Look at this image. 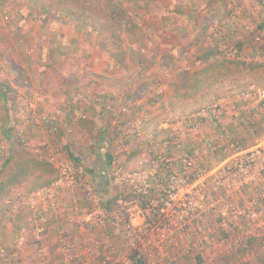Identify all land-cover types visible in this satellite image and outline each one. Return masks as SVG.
<instances>
[{"label": "rangeland", "instance_id": "rangeland-1", "mask_svg": "<svg viewBox=\"0 0 264 264\" xmlns=\"http://www.w3.org/2000/svg\"><path fill=\"white\" fill-rule=\"evenodd\" d=\"M48 1L52 0H0V84L5 91L4 96L0 93V227L6 221L13 230L10 245L3 242L0 234V264H26L23 256L27 237L35 248L28 202L37 191L55 187L61 175L56 160L50 156L52 148L57 150L58 160L70 159L84 167V177L79 179L76 190L79 203L86 208H81L83 213L91 209V201L85 193L89 183L100 207L108 214L106 227L90 232L101 235L108 231L110 239L106 247L112 246V226L119 225L126 242L123 241V246H113L129 264H157L162 257L155 247L159 239L165 243L164 264H264V197H261L264 194V0H202L212 7L213 25L215 21L236 17L239 9L242 12L238 16L243 18L246 14L251 18L253 14L258 15V20L252 19V27L246 29L259 54H238L227 47L223 54L202 60L195 71H181L170 86L160 91L151 90L153 84L162 81L156 69L147 76L146 83L139 82L132 97L149 98L148 93L155 92L150 98L155 99V103L146 111V119L139 117L144 120L142 123L133 120L132 137L126 143L118 141L115 154L112 146L117 139L113 138L121 134L118 114L102 110L106 117L90 119V116L82 119L81 114L71 119L68 115L77 102L88 98L84 93L87 84L84 79L96 82L102 76L100 73L70 69L73 56L68 55L65 63L69 75L64 76L69 78V94L73 93V99L67 97L69 102L51 110L47 109L49 104L39 98L47 89L49 71L26 72L16 63L21 57V50L17 53L14 47L20 41L16 33L27 30L29 20L23 21L22 17L35 19L41 14L61 12L48 5ZM67 1L70 12L62 11L63 15L72 19L91 17L89 31L94 27L115 26L116 41H124L120 23L112 18L115 8L111 0ZM121 10L118 7V13ZM82 28L87 30L83 25ZM87 38L90 45L94 44V35L87 34ZM70 44L71 49L82 47L81 41ZM227 59L233 62L228 69L222 66ZM156 62L157 56H154L149 65L159 68ZM160 64L172 68L175 65L171 55L164 56ZM58 65L57 74L63 70L61 63ZM205 68L209 69L207 80L197 90L189 87L194 78L202 80L201 72ZM228 97L230 113L223 106L224 102L218 103L219 99ZM127 107L129 112L132 109L135 112L134 103ZM206 118L216 129L213 136L205 134ZM47 120L56 122L54 131ZM234 123L236 126H232ZM224 131L240 143L242 152L226 147ZM124 143L133 145L134 149L126 150ZM134 150L139 152L132 153ZM129 152L135 156L125 160ZM109 154L115 157L112 165L105 162ZM138 156L140 160H135ZM183 159L189 165L183 164ZM30 160L52 164L58 170L57 179L49 185H42V180L34 176L9 183V174L15 172L19 164ZM240 164L246 172L240 169ZM181 166L186 171V187L174 198L168 192L166 180L172 170L177 172ZM61 190L70 196V187ZM107 205L113 208L108 209ZM135 213L142 221L134 220ZM128 218L137 230L138 236L133 235V240L123 228ZM62 233L68 235L67 231ZM49 236H53L51 231ZM106 247L101 246V254ZM1 249L7 252L9 261L4 259ZM17 250L19 257L14 256ZM57 252L59 256L53 259L52 255ZM50 256L49 264L60 259L57 246L52 248Z\"/></svg>", "mask_w": 264, "mask_h": 264}, {"label": "crops", "instance_id": "crops-1", "mask_svg": "<svg viewBox=\"0 0 264 264\" xmlns=\"http://www.w3.org/2000/svg\"><path fill=\"white\" fill-rule=\"evenodd\" d=\"M111 6L115 8L112 18L120 23L119 29L121 37L124 39L123 42L116 41L118 30L115 26L105 25L99 29L94 27L92 31H89L88 22L92 23L93 21L87 16L72 19L61 12H58V14L51 12L47 15L41 14L35 19L22 17L23 21L29 19L26 22L28 27H26L27 30L16 33L20 41H17L14 47L17 49V53L21 50L19 53L21 57L16 62L20 70L35 72L46 69L49 71V82H46L47 89L44 95L39 96V98L44 99L46 104H49L47 109L53 110L69 102L68 98L69 100L73 99V93L70 92L69 94V91H71V88H68L71 86L69 78L64 76L69 75L66 73L69 70L67 68L68 64L65 63L68 55L73 56L70 69L80 73L94 71L102 75L97 78L96 82H92L93 80L89 78L84 79V76L82 77L87 83L84 85L86 90L84 93L88 94V98H83L77 102L73 112L68 115L71 119L79 117L80 114L82 119L89 116V119L93 116H104L106 113L102 111V103L109 102L112 105L114 114L121 117L120 126L118 127L121 134L119 138H113L114 140L117 139L115 145L112 146L113 153L118 148L116 147L118 141L126 143L132 137L130 134L133 128L130 125L133 120H139L141 116L146 119V111H149L152 104L155 103V99H150L155 92H149V98L132 97L135 95V89L139 82L146 83V79L148 81L149 78L147 76L152 75L156 69H159L157 70V77L161 78L162 81L153 84L151 90L160 91L170 86L173 78L181 71H195L196 66L202 60L208 61L214 56L223 54L227 47L234 49V52L238 54L250 53L253 56L259 54L257 48L251 43L252 38L248 35L249 30L246 29L252 27H250L252 19L258 20L259 17L256 14H253L252 18L250 14H246L244 18L238 16L242 12L241 9L236 12V17L215 21L213 25L214 12L212 7L202 0H199L198 4L197 0H111ZM246 6L249 7L247 3ZM118 7L122 8L119 13ZM55 13L57 12L55 11ZM94 22L98 23L97 20H94ZM82 25L88 31L84 30ZM87 34L96 37L95 42L93 41L94 44L90 45ZM5 35H7V38L11 37L8 33ZM71 41H81L82 49L75 48V46L71 49ZM88 48L91 49V52ZM167 55L173 57L174 68L160 64V60ZM154 56H157L158 62H156V65H159V68L149 65V60L153 63ZM44 63H46V66ZM60 63L63 70H60L61 72L57 74L56 70H59L58 64ZM133 71L134 73H131ZM221 102H224L223 106L228 108L227 104L231 103V100L229 97L228 99L221 98L218 103ZM132 103L136 105L135 112L133 109L131 112L129 110L124 111V108ZM230 107L226 110L227 113H230ZM227 119L231 123L229 118ZM142 121L144 120H139L138 123H142ZM206 122L207 124L204 126L205 134L213 136L216 129L212 126L209 118H206ZM236 124L239 125L240 122ZM236 124L234 123L232 126H236ZM62 128H65L63 122ZM235 128L240 130V127ZM125 133H129V136ZM125 143L123 148L126 150L134 149L133 145H125ZM131 152L139 151L134 150ZM131 152L125 160L134 158L135 155ZM114 158L111 154L106 156V164L112 165V162H115L113 161ZM137 159L140 160V157H135V160ZM66 193L61 195L59 200L62 213L58 217L53 216L50 218L51 234L53 235L51 238H55L56 234L63 231H67L71 237L80 236L81 230L84 229L80 227V221L90 216L86 215V211L79 214L78 211L83 208V203L80 205L74 204L69 199V194ZM74 206H77V208ZM134 220L137 222L142 221L138 213H135ZM86 224L89 223L86 222ZM112 232L113 245L123 246L125 238H123L120 226H112ZM0 234L3 242L10 245L13 230L8 222L3 221ZM25 242L27 244H25L24 262L26 264H40L35 255V248L28 237ZM58 253L52 255L53 259L54 256H59Z\"/></svg>", "mask_w": 264, "mask_h": 264}, {"label": "built area", "instance_id": "built-area-1", "mask_svg": "<svg viewBox=\"0 0 264 264\" xmlns=\"http://www.w3.org/2000/svg\"><path fill=\"white\" fill-rule=\"evenodd\" d=\"M102 109L103 111L110 112L112 111V105L109 102L102 103ZM124 111H128V107H125ZM47 122L52 128L51 131H54L56 128L55 126L57 125L55 124L56 122L54 120H47ZM223 137L226 147L237 150V152H242L244 150L241 149L240 143L227 131L223 132ZM50 151V156L56 160L55 165L60 170L61 175L56 182L55 187L37 191L28 202L32 217V232L34 235L37 261L40 264H49V262H51L50 255L52 248L57 246L60 250V260L58 259L53 262L54 264H129L127 259L119 253V250L116 247L113 245H107L106 247V244L110 239L108 231H104L101 235L90 232V230H94V228L99 229L101 227L104 229L106 227L108 214L106 210L100 207L98 201L96 200V194L92 190L89 183L86 184L87 192L85 193L87 194V199L91 201V209L89 212L85 213L90 216L86 219H81L80 221V227L84 228L81 230V235L71 237L60 232L56 238H51L49 236V231H51L50 218L53 216L58 217L62 213V209L59 206V200L61 195L65 192L64 190H61V188L70 187L71 202L76 205H80V196L76 190L78 188L79 179H82L85 173L84 167L81 163L73 162L70 159L58 160L56 153L57 150L52 148ZM181 162L189 165V162L186 163V159L181 160ZM183 168L184 167L181 166V169H178L177 172L172 170L166 180L168 184L167 187L169 188L168 192L171 196L173 195L174 198H176L178 193L186 187V171L183 170ZM240 169L246 172V168L243 164H240ZM261 197H264V194H261ZM189 203L191 204V202ZM195 205H197V203H195ZM74 207L77 208V206ZM78 213H83V209H80ZM222 214L224 216L227 215L226 212H222ZM85 221L89 224L87 225ZM87 227L90 228V230H88ZM123 228L132 240L133 235H136V237L138 236L136 234L137 230L135 229L131 218L124 220ZM24 231L25 228H22V232ZM19 241L21 242V240ZM101 246H105L107 248L106 250H103L102 254L100 253ZM164 246L165 243L162 239H159L155 245V247L161 251L162 256L157 260V264H164ZM1 252L4 259L9 261L10 258L7 256V252L4 249H1ZM14 256L19 257L18 250L15 251ZM143 263H145V261H143Z\"/></svg>", "mask_w": 264, "mask_h": 264}, {"label": "trees", "instance_id": "trees-1", "mask_svg": "<svg viewBox=\"0 0 264 264\" xmlns=\"http://www.w3.org/2000/svg\"><path fill=\"white\" fill-rule=\"evenodd\" d=\"M48 5L51 7H56L58 10L70 12L68 10V1L67 0H52L48 1ZM92 20V18L90 17ZM233 63L232 60H224L222 66L224 68H229L230 64ZM226 69V70H227ZM209 71L208 68H205L201 74L203 76L202 80H195L189 87H195L196 90L199 85L206 81L208 78L207 72ZM193 74V73H192ZM190 74V75H192ZM197 76V73H196ZM0 93L4 96L5 91L3 86L0 84ZM78 159V158H77ZM30 176H34L38 179L42 180V185H49L54 182L58 177V170L50 163L45 162L43 160H30V162H26L24 165L19 164L17 170L15 172H11L8 176V182L11 184L19 183L23 180L28 179ZM108 209H112L111 205H107Z\"/></svg>", "mask_w": 264, "mask_h": 264}]
</instances>
